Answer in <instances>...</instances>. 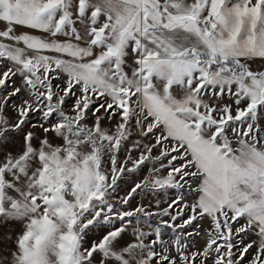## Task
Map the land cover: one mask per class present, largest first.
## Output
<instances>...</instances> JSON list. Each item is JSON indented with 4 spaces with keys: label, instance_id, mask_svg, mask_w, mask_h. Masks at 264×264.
Wrapping results in <instances>:
<instances>
[{
    "label": "snow or ice",
    "instance_id": "6c2138e0",
    "mask_svg": "<svg viewBox=\"0 0 264 264\" xmlns=\"http://www.w3.org/2000/svg\"><path fill=\"white\" fill-rule=\"evenodd\" d=\"M0 264H264V0H0Z\"/></svg>",
    "mask_w": 264,
    "mask_h": 264
}]
</instances>
